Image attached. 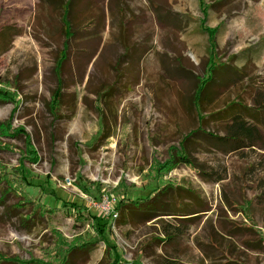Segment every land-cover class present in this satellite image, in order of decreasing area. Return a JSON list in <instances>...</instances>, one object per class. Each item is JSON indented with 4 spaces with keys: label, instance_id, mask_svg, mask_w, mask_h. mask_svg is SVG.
Returning a JSON list of instances; mask_svg holds the SVG:
<instances>
[{
    "label": "rangeland",
    "instance_id": "1",
    "mask_svg": "<svg viewBox=\"0 0 264 264\" xmlns=\"http://www.w3.org/2000/svg\"><path fill=\"white\" fill-rule=\"evenodd\" d=\"M58 3L0 0L2 264H264V0H76L61 69ZM213 62L202 129L225 135L239 103L254 145L197 132L186 164Z\"/></svg>",
    "mask_w": 264,
    "mask_h": 264
},
{
    "label": "trees",
    "instance_id": "2",
    "mask_svg": "<svg viewBox=\"0 0 264 264\" xmlns=\"http://www.w3.org/2000/svg\"><path fill=\"white\" fill-rule=\"evenodd\" d=\"M45 1L50 2V0H45ZM57 1H59L58 5L60 6V8L62 10L61 20H62L63 31H64V36H65V40H64V44H63L64 49L62 51V55L58 58V66L61 69L62 65L65 63V61L67 60V58L69 56L68 51H69L70 42L72 39H74L75 34H76V32L74 31V28H73V21H72V16H73L72 13H73L74 5L76 4V0H57ZM222 66L223 65H219V64L216 65L213 62L212 67H211L210 72H209V75L207 77H205L203 80H201V82L199 83V85L197 87L195 97H194V106H196V110L198 112V116H199V120H200L201 125L199 128H197L195 131H193L191 134L187 135L184 138L183 152L185 154H182L183 152L180 154V156H179L180 162H183L186 164L192 163V161L188 157V152H187V148H186V141L188 140V138L190 139L193 136V134H195L197 132H203L204 134L212 136L215 139L220 140L223 144L230 145L231 148H233V150H237V149H240L243 147H249V146L254 145V144H252V142L254 141V138L256 137L255 136L256 127L254 125H251L248 122L247 118L243 116V113H246L245 110H243V108L246 109V107H243V105H241L239 103L235 104V105H237L236 108H233V109H236V113H232L229 109V112L232 115H231L230 122L226 123V125H225V131H226L225 135H223V136L214 135L213 133L206 132L204 129H202L204 122H205V117L202 115V112H204L203 107H204L205 93L208 90L209 86L213 83L217 72L220 70V68ZM1 95L2 94L0 93V96ZM6 97L11 98V96H6ZM52 101H53L52 104H54V103L59 104L62 101V89L60 87H58L57 89L54 90ZM230 107H232V106H230ZM259 110L264 112V98L260 101ZM52 111L56 112L54 109H52ZM223 114H227V109L225 111H223ZM83 189H84L83 192L88 194L89 189L87 188L86 185H83ZM166 189L167 188L163 189V191L160 194H165ZM187 190L189 191V189H187ZM160 194L158 196H160ZM157 197H154L152 199H151V197L150 198H141L142 200L146 199V201H144V202L137 201L136 202L137 203L136 206L139 209L136 212L139 215L144 216L145 218L153 217L162 211L165 212V209L162 208L164 205L163 201L155 202L154 199ZM160 198L161 197H159L158 199H160ZM65 202L68 204H71V206H73L74 208L75 207L80 208V209L85 208L83 205L78 204L76 202L64 201V203ZM125 203L126 202L122 203L121 201H119V203H118V206L120 205V207H117V210L119 211L120 215L126 213L124 211V208L126 207L124 205ZM174 203H175L177 212L176 213H169V214H171V215L175 214L176 216L178 215L181 217L194 214V212H192V207L190 204H187V203L179 201V200H174ZM186 204L188 205L187 209L188 208L190 209V207H191V211L187 212V209L184 210ZM131 211H134V210H131ZM179 213H181V214H179ZM90 215L96 218L98 229H99L100 224L103 226L100 229V231H101V235L105 236V234H106V232H105L106 231V226H105L106 223L102 224V220L100 217L92 215V213H90ZM182 219H184V218H182ZM107 243L110 247H112L114 249V246L111 245L109 243V241H107ZM73 250L74 249H71L68 252V255L71 254V252ZM115 255L117 256V259H118L119 256H118L117 252L115 253ZM66 263H67V260H65L63 264H66ZM0 264H2V261H0Z\"/></svg>",
    "mask_w": 264,
    "mask_h": 264
},
{
    "label": "built area",
    "instance_id": "3",
    "mask_svg": "<svg viewBox=\"0 0 264 264\" xmlns=\"http://www.w3.org/2000/svg\"><path fill=\"white\" fill-rule=\"evenodd\" d=\"M117 206L118 200L116 199V197L106 196L102 201L101 207L103 208L104 212H106L108 215H112L117 218Z\"/></svg>",
    "mask_w": 264,
    "mask_h": 264
}]
</instances>
